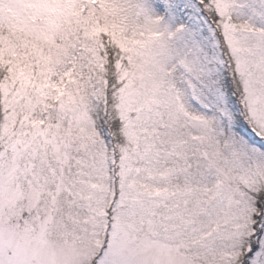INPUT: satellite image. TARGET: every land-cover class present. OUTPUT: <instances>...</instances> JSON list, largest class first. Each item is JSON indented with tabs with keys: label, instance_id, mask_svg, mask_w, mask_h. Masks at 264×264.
Wrapping results in <instances>:
<instances>
[{
	"label": "snow or ice",
	"instance_id": "6c2138e0",
	"mask_svg": "<svg viewBox=\"0 0 264 264\" xmlns=\"http://www.w3.org/2000/svg\"><path fill=\"white\" fill-rule=\"evenodd\" d=\"M0 264H264V0H0Z\"/></svg>",
	"mask_w": 264,
	"mask_h": 264
}]
</instances>
